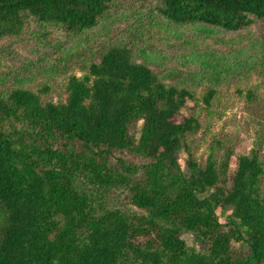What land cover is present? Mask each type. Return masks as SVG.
I'll list each match as a JSON object with an SVG mask.
<instances>
[{"label": "trees", "instance_id": "trees-1", "mask_svg": "<svg viewBox=\"0 0 264 264\" xmlns=\"http://www.w3.org/2000/svg\"><path fill=\"white\" fill-rule=\"evenodd\" d=\"M120 1L0 0V40L20 35L26 16L85 34ZM133 1L153 2L178 25L239 31L264 21V0ZM48 91L0 90V264H264L259 150L239 156L231 185L234 147L219 156L213 145L201 159L193 150L191 138L204 123L185 111L189 101L211 107L215 89L199 97L135 61L130 46L114 45L82 76L69 78L65 101H44L41 92ZM237 93L249 103L259 99L254 89ZM135 120H143L137 141L129 133ZM75 141L86 150H76ZM123 149L152 160L143 179L126 175L137 168L123 162V172L110 167L109 155ZM114 186H126L130 203L144 212L99 206L95 189ZM218 208L232 209L226 223ZM185 233L207 243L209 252L190 247ZM234 241L246 243L248 252L236 251Z\"/></svg>", "mask_w": 264, "mask_h": 264}, {"label": "rangeland", "instance_id": "rangeland-1", "mask_svg": "<svg viewBox=\"0 0 264 264\" xmlns=\"http://www.w3.org/2000/svg\"><path fill=\"white\" fill-rule=\"evenodd\" d=\"M114 45L132 48L135 61L149 65L166 82L187 86L199 97L210 89L218 92L211 107L189 101L185 114H198L204 127L191 138L195 156L206 157L215 145L218 155L234 147L227 184L237 167L238 158L256 147L264 162V21L239 31H227L204 24L178 25L161 17L153 2L123 0L101 20L99 26L85 34L71 33L59 24L41 25L34 16H26L20 35H8L0 40V90L23 87L41 92L44 101H65L66 84L72 75L82 76L91 62L100 61ZM254 89L259 96L249 103L237 90ZM208 112H211L208 115ZM143 120L129 125V133L137 141ZM220 142V144L218 143ZM62 140L57 145L63 146ZM76 150H86L81 142H73ZM188 156L179 154V162L189 175ZM152 160L129 149L114 150L108 158L110 167L123 172L125 165L136 167L126 175L134 180L144 178V166ZM264 191V176L261 180ZM98 205L119 208L133 215L144 212L130 203L126 186L96 188ZM221 222L226 223L232 209L218 208ZM187 244L203 253L209 245L194 234H183ZM233 247L243 254L246 243L234 241Z\"/></svg>", "mask_w": 264, "mask_h": 264}]
</instances>
